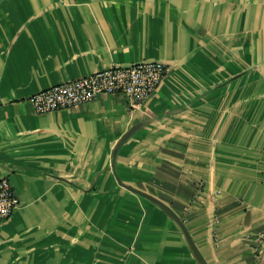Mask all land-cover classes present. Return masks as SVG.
I'll return each instance as SVG.
<instances>
[{
    "label": "crops",
    "instance_id": "crops-1",
    "mask_svg": "<svg viewBox=\"0 0 264 264\" xmlns=\"http://www.w3.org/2000/svg\"><path fill=\"white\" fill-rule=\"evenodd\" d=\"M143 60L168 70L136 107L33 110ZM2 177L18 204L0 264H264V0H2Z\"/></svg>",
    "mask_w": 264,
    "mask_h": 264
},
{
    "label": "built area",
    "instance_id": "built-area-1",
    "mask_svg": "<svg viewBox=\"0 0 264 264\" xmlns=\"http://www.w3.org/2000/svg\"><path fill=\"white\" fill-rule=\"evenodd\" d=\"M167 70L168 66L158 60L110 66L41 89L29 100L38 114L72 108L100 94L122 95L130 106L136 107L156 92ZM17 204L9 180L0 178V220L9 218Z\"/></svg>",
    "mask_w": 264,
    "mask_h": 264
},
{
    "label": "water",
    "instance_id": "water-1",
    "mask_svg": "<svg viewBox=\"0 0 264 264\" xmlns=\"http://www.w3.org/2000/svg\"><path fill=\"white\" fill-rule=\"evenodd\" d=\"M2 0H0L1 2ZM135 130V127L131 128L128 132H126L122 137L121 139L118 141L117 145H116V148L115 150L118 149V147L122 144L123 141H125V139ZM128 189H130L131 191L133 192H136L137 194L143 196V197H146V198H149L151 200H154L156 202H158L159 204H161V206L165 209V211L170 215V217H172L176 222L177 224L179 225V227L181 228V230L183 231L189 245L191 246L192 250L196 253L197 257L200 258V253L198 252L196 246H195V243L193 242L191 236L189 235L186 227L184 226L183 222L181 221V219L166 205H163L162 203H160L159 201L153 199L152 197L146 195L145 193L143 192H140L138 190H135L131 187H128Z\"/></svg>",
    "mask_w": 264,
    "mask_h": 264
},
{
    "label": "rangeland",
    "instance_id": "rangeland-1",
    "mask_svg": "<svg viewBox=\"0 0 264 264\" xmlns=\"http://www.w3.org/2000/svg\"><path fill=\"white\" fill-rule=\"evenodd\" d=\"M258 243L259 244H258L257 247H260L261 248V251H262L261 253L264 254V235L260 237V239L258 240Z\"/></svg>",
    "mask_w": 264,
    "mask_h": 264
}]
</instances>
